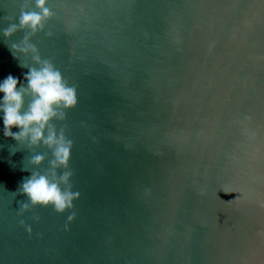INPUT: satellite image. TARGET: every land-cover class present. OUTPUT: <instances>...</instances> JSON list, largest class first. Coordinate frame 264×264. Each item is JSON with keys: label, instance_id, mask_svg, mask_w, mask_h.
Masks as SVG:
<instances>
[{"label": "water", "instance_id": "95a60500", "mask_svg": "<svg viewBox=\"0 0 264 264\" xmlns=\"http://www.w3.org/2000/svg\"><path fill=\"white\" fill-rule=\"evenodd\" d=\"M25 4L0 0V82L33 64L11 50L24 31L3 35ZM47 6L31 43L76 88L54 123L81 195L19 214L51 153L5 137L0 113V264H264V0Z\"/></svg>", "mask_w": 264, "mask_h": 264}, {"label": "clouds", "instance_id": "9594fccd", "mask_svg": "<svg viewBox=\"0 0 264 264\" xmlns=\"http://www.w3.org/2000/svg\"><path fill=\"white\" fill-rule=\"evenodd\" d=\"M47 3L48 0H29L30 6H21L18 23H10L3 30L6 38L17 31L25 32L19 43L11 45V50L16 57L17 54L31 55L33 61L31 65L20 64L22 68L28 69L23 74L24 83L11 74L0 82V93H3L0 99L3 135L30 149L42 145L51 153L49 167L43 173L31 171V175L25 177L20 184L19 192L29 202H19V214L37 205L51 206L57 213H64L74 208V201L81 195L79 191L72 190L73 172L69 168V161L73 141L66 136L64 127L58 129L54 123L64 120L66 110L76 106V88L69 85L61 71L49 59L42 58L38 48L31 43V37L43 31L47 21L55 14ZM48 35L51 36L52 33L49 32ZM14 127L19 131H12ZM46 156L47 153L32 154L30 163L39 166ZM75 216L73 211L67 217L68 222L73 221ZM33 219L38 220L39 217ZM20 224L31 233V227L25 225L24 220Z\"/></svg>", "mask_w": 264, "mask_h": 264}]
</instances>
